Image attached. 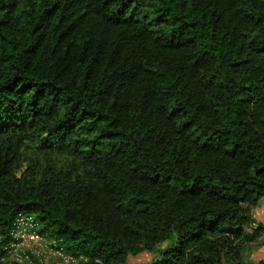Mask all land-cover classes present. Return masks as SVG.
Listing matches in <instances>:
<instances>
[{
	"label": "trees",
	"instance_id": "obj_1",
	"mask_svg": "<svg viewBox=\"0 0 264 264\" xmlns=\"http://www.w3.org/2000/svg\"><path fill=\"white\" fill-rule=\"evenodd\" d=\"M262 198L264 0H0L2 240L245 264Z\"/></svg>",
	"mask_w": 264,
	"mask_h": 264
},
{
	"label": "built area",
	"instance_id": "obj_2",
	"mask_svg": "<svg viewBox=\"0 0 264 264\" xmlns=\"http://www.w3.org/2000/svg\"><path fill=\"white\" fill-rule=\"evenodd\" d=\"M37 223L31 215L18 214L7 239L0 235V264H51L52 257H59L62 264H76V259L52 243L37 231Z\"/></svg>",
	"mask_w": 264,
	"mask_h": 264
},
{
	"label": "rangeland",
	"instance_id": "obj_3",
	"mask_svg": "<svg viewBox=\"0 0 264 264\" xmlns=\"http://www.w3.org/2000/svg\"><path fill=\"white\" fill-rule=\"evenodd\" d=\"M252 216L255 221L253 223L257 225L258 223L263 225L264 229V198L260 199L258 204L252 208L251 210ZM246 255L244 256L245 264H254L258 259L264 258V236L261 237V241L256 244H252L249 246L248 250H246ZM151 255L146 252H142L135 256H129L128 263L129 264H145L148 260H150ZM51 264H62L63 262L59 259V257H52L50 259ZM71 264V262L69 263Z\"/></svg>",
	"mask_w": 264,
	"mask_h": 264
}]
</instances>
